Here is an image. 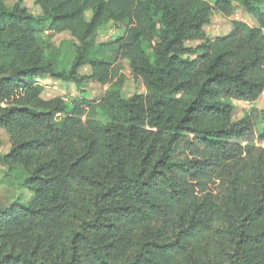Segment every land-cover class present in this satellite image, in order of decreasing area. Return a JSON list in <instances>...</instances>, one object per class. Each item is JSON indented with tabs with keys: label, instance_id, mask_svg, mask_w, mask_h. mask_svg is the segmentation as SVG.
Returning a JSON list of instances; mask_svg holds the SVG:
<instances>
[{
	"label": "trees",
	"instance_id": "1",
	"mask_svg": "<svg viewBox=\"0 0 264 264\" xmlns=\"http://www.w3.org/2000/svg\"><path fill=\"white\" fill-rule=\"evenodd\" d=\"M31 1L41 15L0 0L2 182L32 193L0 207V264H264V111L232 120L264 90V0ZM236 6L258 26L185 45ZM108 22L128 26L108 45L146 93L43 99L36 78L115 77L95 44ZM44 27L75 40L69 67L36 48Z\"/></svg>",
	"mask_w": 264,
	"mask_h": 264
},
{
	"label": "rangeland",
	"instance_id": "2",
	"mask_svg": "<svg viewBox=\"0 0 264 264\" xmlns=\"http://www.w3.org/2000/svg\"><path fill=\"white\" fill-rule=\"evenodd\" d=\"M252 3L254 0H250ZM17 0H5L7 7H12ZM24 6L29 13L34 16L41 15L40 9L31 1L25 0ZM264 14V5L259 8ZM232 21H242L251 27H257L258 22L251 17L246 10L236 6L235 12L230 17H224L218 12H212L209 22L203 26L204 39L188 41L185 43L187 47H196L205 39L212 40L215 37H220L228 34L231 31ZM36 29H39L36 26ZM128 26L126 24H115L108 22L99 27L95 34L96 45H106L103 48V57L106 61L112 63L113 72L115 76L106 83H99L98 81L87 78L91 75L89 66L80 68L79 75L86 77L82 87L77 89L73 83H64L45 78H36L35 83L41 85L44 90L42 93L43 99H51L54 97H62L67 103H71L76 98H85L93 103L99 102L106 94V92L117 82L121 83V96L128 99L134 95L146 93V88L139 77H136L131 71L128 63L121 60L117 54V49L108 45L119 37L125 36ZM264 31V29H263ZM36 48L42 53V56L47 59L52 56L53 50H60L61 55L59 59V68H67L71 64L75 56V40L69 32L60 34H53L47 28L38 31L36 34ZM157 43L156 39L151 42L146 41L144 48L149 55H152L154 45ZM116 85V84H115ZM235 110L232 113V120L234 122L242 120L249 115L251 109L257 111H264V90L262 95L254 103L234 102ZM102 120H104L101 117ZM11 150V145L5 131L0 130V155L8 154ZM6 173V168L0 164V207L5 208L15 200L27 202L30 200L32 193L24 188H17L9 181L2 182Z\"/></svg>",
	"mask_w": 264,
	"mask_h": 264
}]
</instances>
